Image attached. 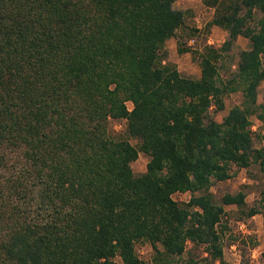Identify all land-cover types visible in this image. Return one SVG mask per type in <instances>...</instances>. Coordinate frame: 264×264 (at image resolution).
Here are the masks:
<instances>
[{
  "label": "trees",
  "instance_id": "16d2710c",
  "mask_svg": "<svg viewBox=\"0 0 264 264\" xmlns=\"http://www.w3.org/2000/svg\"><path fill=\"white\" fill-rule=\"evenodd\" d=\"M174 1L0 0V264H142L140 240L154 264L188 242L208 264H226L223 205L264 219V187L247 208L241 190H208L231 165L256 164L264 176L249 120L264 119V0H202L206 27L225 38L202 46L195 78L161 62L184 21ZM238 36L247 48L223 84L216 62ZM231 82L241 105L217 122L209 109H222ZM110 120L122 131L109 134ZM139 152L148 159L134 175ZM183 192L187 201L172 198Z\"/></svg>",
  "mask_w": 264,
  "mask_h": 264
},
{
  "label": "rangeland",
  "instance_id": "374dc122",
  "mask_svg": "<svg viewBox=\"0 0 264 264\" xmlns=\"http://www.w3.org/2000/svg\"><path fill=\"white\" fill-rule=\"evenodd\" d=\"M174 8L184 12V21L175 33L166 39L160 49L162 52L161 62L174 64L180 75L195 78L199 75L198 53L203 45L218 47L225 38V32L214 25L206 27L212 17V9L203 5L202 0H175ZM260 14L255 12L254 22ZM178 48H185L186 51H178ZM247 48V40L238 36L231 48L224 53L216 65L220 81L224 84L230 80L241 49ZM264 66V54L260 57ZM223 107L220 110L209 109L211 117L219 122L229 108L241 105L242 97L240 90L235 82L227 85L222 96ZM256 101L264 106V81L257 89ZM126 107L130 108L131 103L125 102ZM250 129L252 135V146L264 149V119L259 120L254 116H249ZM123 120H110L107 125L109 134H116L123 129ZM133 145L137 141L129 138ZM148 157L139 152L134 161L130 163L131 171L138 175L145 170V163ZM230 177L223 181H214L208 190L215 198L229 192L234 193L238 190L244 192L246 208L256 206L260 196V190L264 187V176L257 171L256 164H250L246 168L231 165ZM190 193H174L172 198L178 202L188 200ZM224 214L221 216L216 228L220 235L223 261L226 264H264L261 252L264 251V219L260 213L250 217L241 215L234 205H223ZM161 250L160 246L157 245ZM135 253L142 264H154L156 253L146 241H138L134 245ZM205 253L202 246H193L186 243L180 255L172 257H162L164 264H208L204 261ZM116 262H120L118 257H114ZM215 264H218L215 262Z\"/></svg>",
  "mask_w": 264,
  "mask_h": 264
}]
</instances>
